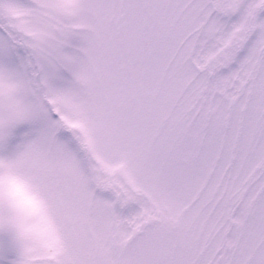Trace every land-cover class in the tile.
<instances>
[{"label": "snow or ice", "instance_id": "snow-or-ice-1", "mask_svg": "<svg viewBox=\"0 0 264 264\" xmlns=\"http://www.w3.org/2000/svg\"><path fill=\"white\" fill-rule=\"evenodd\" d=\"M0 264H264V0H0Z\"/></svg>", "mask_w": 264, "mask_h": 264}]
</instances>
